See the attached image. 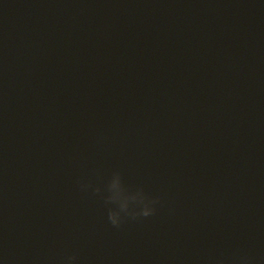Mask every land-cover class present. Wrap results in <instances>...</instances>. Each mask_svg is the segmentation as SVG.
<instances>
[{
    "label": "water",
    "instance_id": "95a60500",
    "mask_svg": "<svg viewBox=\"0 0 264 264\" xmlns=\"http://www.w3.org/2000/svg\"><path fill=\"white\" fill-rule=\"evenodd\" d=\"M117 173L153 216L111 225ZM237 251L264 257V0H0V264Z\"/></svg>",
    "mask_w": 264,
    "mask_h": 264
},
{
    "label": "clouds",
    "instance_id": "9594fccd",
    "mask_svg": "<svg viewBox=\"0 0 264 264\" xmlns=\"http://www.w3.org/2000/svg\"><path fill=\"white\" fill-rule=\"evenodd\" d=\"M118 186L119 190L115 191ZM109 190L111 195L106 198L107 204H113L107 212V219L113 227L119 228L125 219L136 220L138 218H147L153 216L159 203L158 198L151 197L141 189L135 194L128 195L123 188L121 177L117 173L113 176ZM99 192V189H96ZM136 204L138 207H130V204ZM51 264H78L76 253L65 255ZM204 264H264V257H256L248 252L237 251L229 255L220 254L218 256L208 257Z\"/></svg>",
    "mask_w": 264,
    "mask_h": 264
}]
</instances>
